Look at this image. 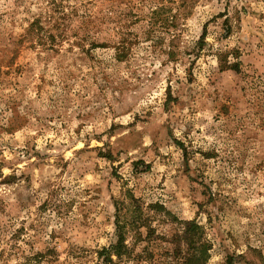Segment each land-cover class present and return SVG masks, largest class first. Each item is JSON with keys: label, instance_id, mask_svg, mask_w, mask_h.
Segmentation results:
<instances>
[{"label": "rangeland", "instance_id": "rangeland-1", "mask_svg": "<svg viewBox=\"0 0 264 264\" xmlns=\"http://www.w3.org/2000/svg\"><path fill=\"white\" fill-rule=\"evenodd\" d=\"M131 194L117 264H171L185 220L264 264V0H0V264H105Z\"/></svg>", "mask_w": 264, "mask_h": 264}, {"label": "trees", "instance_id": "trees-1", "mask_svg": "<svg viewBox=\"0 0 264 264\" xmlns=\"http://www.w3.org/2000/svg\"><path fill=\"white\" fill-rule=\"evenodd\" d=\"M180 9V7L178 8ZM179 11V10H178ZM158 10H154L152 13H158ZM206 34V28L201 36L200 43L204 42ZM125 39H122L118 47L116 48V56L118 59L122 58L125 54ZM93 47L99 46L98 43L93 42ZM223 66L226 68L240 71V61H227L223 59ZM128 201L121 200L120 203L116 202V217L115 225L117 232V241L108 247H103L98 253L99 257L105 264H117L114 260V256L122 258L128 251L127 235L134 231L138 236L142 234L141 229L147 228L148 233H151L153 227L151 224V216L145 213L141 200L135 197L133 194L128 195ZM125 199V198H124ZM183 223V229H181V238L177 241H184L186 246L185 250H182L180 246L176 250L175 260L171 264H207L212 250V243L203 239V227L195 220H185ZM231 261L228 262L230 264Z\"/></svg>", "mask_w": 264, "mask_h": 264}]
</instances>
